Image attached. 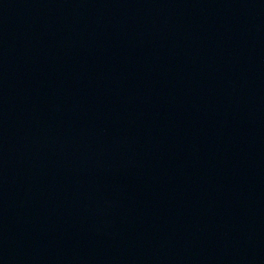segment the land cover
<instances>
[{
  "label": "water",
  "instance_id": "water-1",
  "mask_svg": "<svg viewBox=\"0 0 264 264\" xmlns=\"http://www.w3.org/2000/svg\"><path fill=\"white\" fill-rule=\"evenodd\" d=\"M0 264H264V0H0Z\"/></svg>",
  "mask_w": 264,
  "mask_h": 264
}]
</instances>
